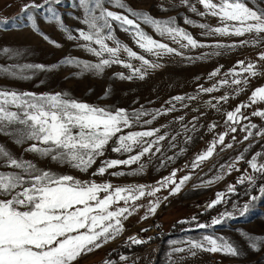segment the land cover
<instances>
[{
	"label": "rangeland",
	"instance_id": "obj_1",
	"mask_svg": "<svg viewBox=\"0 0 264 264\" xmlns=\"http://www.w3.org/2000/svg\"><path fill=\"white\" fill-rule=\"evenodd\" d=\"M122 2L125 8L116 6L115 0H103V7L135 19L147 35L176 51L160 56L146 52L136 43L134 30L124 31L116 21H111L113 39L105 42L109 47H117L119 41L158 67L145 66L139 59L128 57L123 50L119 54L123 63H112L99 72L64 64L62 61L69 57L89 64L110 59L107 53L98 57L86 50L90 42L80 38L79 31H89V28L83 22L86 13L80 0H60L59 3L55 0L49 3L45 0H0V90L37 95L66 93V98L111 112L125 110L130 122V126L122 127V131L108 142L103 155L97 156L86 171L54 160L50 155L29 151L36 141L17 143V130L24 127L18 123L0 131V147L12 158L30 161L41 171L56 176L70 175L82 182L110 183L114 188L144 185L147 193L159 187V182L173 172L177 184L185 176L190 177L175 194H172L175 185L169 184L155 196L146 194L136 201L137 210L122 221L123 231L102 247L82 254L75 264H264V195L260 192L264 188V173L255 172L249 164L255 157L258 165H264V135H261L264 117L253 115L264 111V102L251 103L250 100L254 90L264 86V59H261L264 33L243 36L210 33V29L222 24L218 17L208 14L199 0ZM244 3L254 10H264V0H244ZM30 4L42 7L23 12L24 6ZM193 7L196 11H192ZM49 8L59 15L67 31L55 20L48 19L51 16ZM129 8L147 13L158 21H174L170 27L183 29L203 46L193 47L180 37L160 35L152 25L133 17ZM29 14L33 16L32 21L28 19ZM95 14L99 15V9ZM33 22L38 31L32 27ZM103 34L108 35L109 29H104ZM69 35L75 38L69 39ZM91 46L99 49L94 43ZM241 61L244 66L254 64L259 74L251 76L244 72ZM127 63L133 68L125 67ZM37 65L44 67H35ZM135 68L144 72L143 78L140 73L134 74ZM236 79L241 83L234 84ZM241 105L250 106L241 108V118L236 122L227 121V113ZM9 110L21 111L15 106H9ZM233 128L236 130L232 131ZM145 131L154 134L142 138L131 152L114 151L119 147V136ZM221 135H224L223 143L219 142ZM214 142L216 146L211 157L199 161L198 157ZM146 147H150V151L135 163L108 168L102 175L98 173L105 161L128 160ZM0 173H22V170L10 166L7 157H0ZM24 175L27 178V174ZM246 176L254 177V182L241 183ZM230 186L233 191L229 190ZM218 193L224 194L221 203L216 204L219 206L208 207ZM253 196L257 197L255 201L251 199ZM10 198L0 195V199ZM155 200H159L160 205L151 214L148 209ZM246 204L248 210L241 214ZM119 206H123V202ZM226 213H232L231 217ZM145 216L157 217L164 225L165 236L155 241L147 239L148 244L140 250L125 251L129 246L121 239L132 230L142 232L138 223ZM214 219H222V222L212 224ZM205 236L228 241L239 254L189 250V241H203ZM253 242L256 248L251 246ZM175 248L185 251L174 252ZM213 258L217 261L213 262Z\"/></svg>",
	"mask_w": 264,
	"mask_h": 264
},
{
	"label": "snow or ice",
	"instance_id": "obj_2",
	"mask_svg": "<svg viewBox=\"0 0 264 264\" xmlns=\"http://www.w3.org/2000/svg\"><path fill=\"white\" fill-rule=\"evenodd\" d=\"M49 2L50 0H45V3ZM59 2L60 0H55V3ZM199 2L208 10V14L218 17L221 21L222 26L210 29V33L235 36H243L252 32L257 35L264 33V10H254L248 7L244 0H219L218 3L214 0H199ZM80 4L86 13L83 22L89 28V31H79L80 38L90 42L85 46L86 50L98 57H103L107 53L110 59H102L100 63L89 64L69 57L62 61L64 64H76L84 70L99 72L112 63H123L119 60V54L123 50L128 57L139 59L145 66L158 67L126 45H121L119 41H117V47H109L105 41L113 39L110 34L111 21L118 22L124 31L134 30L136 43L146 52L160 56L176 51L147 35L135 19L104 8L103 0H80ZM115 5L120 8L126 7L122 0H115ZM40 7L42 5H25L22 11L28 12L30 8ZM97 9H99V15L95 14ZM48 11L51 13L48 19L55 20L62 30L67 31L55 10L49 8ZM128 11L133 17L152 25L160 35L168 34L173 39L180 37L193 47L203 46L183 29L170 27L169 25L174 21H158L147 13H137L131 8ZM192 11H196L195 7ZM200 14L204 15V13ZM28 19L32 21L33 16L29 14ZM187 22L192 23V21ZM32 27L38 31L35 22ZM200 27L208 28L209 26L200 25ZM104 29H109L108 35L103 34ZM68 38L74 39L75 37L69 35ZM52 43L55 42L52 41ZM91 43L98 45L99 49L92 47ZM56 46L59 47V45ZM216 47H223V45H216ZM261 59H264V54ZM239 63L243 71L251 76L259 74L254 64L244 66L243 61ZM124 66L133 68L130 63ZM35 67L43 68L44 66ZM135 73H140V78H143L144 72L140 68H135ZM235 74L239 75V73ZM121 78L131 79V77L123 76ZM222 83H227V81ZM233 83L238 85L241 80H233ZM214 90L205 89L208 92ZM66 96V93L37 95L30 92L17 93L0 90V131H5L11 124L23 125V128L17 130L19 137L17 143H22L24 140L36 141L37 143H33L29 151L39 153L41 156L50 155L54 160L69 163L81 171H86L95 162L97 156L103 155L105 146L117 133L122 131V127L130 126L129 116L125 110L111 112L66 98ZM176 99L182 98L177 97ZM250 100L251 103L264 102V86L255 89ZM9 106H15L21 111H10ZM247 106L250 105H241L234 112L227 113V121L236 122L241 118V108ZM135 115L138 117L140 114ZM253 115L264 117V111L254 112ZM235 130V128L232 129V131ZM153 134L151 131H145L121 135L118 138L119 147L114 151L131 152L133 146L138 144L142 138ZM224 135L219 137L220 143H223ZM250 135L251 132H249ZM215 146L214 142L205 153L198 157V160L202 161L211 157ZM149 151L150 147H146L141 153L131 156L128 160L105 161L104 166L98 169V173L102 175L108 168L135 163ZM0 157H7L10 166L21 169L22 173L27 174L26 178L22 173H0V195L11 196L10 199H0V264H75L82 254L91 253L102 247L123 231L122 221L137 210L136 201L146 194L155 196L161 188L169 184L175 185L172 189V194H175L190 179L185 176L177 184L174 179L175 172H173L171 176L159 182V187H153L146 193L144 185L114 188L110 183L82 182L70 175L56 176L51 172L37 169L30 161H18L12 158L3 147H0ZM249 164L255 172L264 173V165H258L255 157L249 161ZM116 174L120 173H114ZM245 180L254 182V177L246 176L240 182L243 183ZM229 190L233 191L234 188L230 186ZM260 192L264 195V188H261ZM101 193L104 195L101 196ZM223 196V193H218L217 199L208 207L221 203ZM251 199L255 201L257 197L253 196ZM120 202H123V206H119ZM130 203L131 206H129ZM159 205V200L153 201L149 206V213L154 214ZM247 210L248 205L246 204L241 214ZM225 215L231 217L232 213ZM221 222L222 219H214L212 224ZM199 226L207 227L208 225ZM130 239L137 244L145 242L135 237ZM249 239L256 238L249 237ZM188 243L189 250L223 252L233 256L239 254L237 248L231 243L213 236H205L203 241H189ZM251 246L256 248V243L253 242ZM173 251L183 252L185 249L175 248ZM192 255H195V251H192Z\"/></svg>",
	"mask_w": 264,
	"mask_h": 264
},
{
	"label": "built area",
	"instance_id": "obj_3",
	"mask_svg": "<svg viewBox=\"0 0 264 264\" xmlns=\"http://www.w3.org/2000/svg\"><path fill=\"white\" fill-rule=\"evenodd\" d=\"M147 218H142V220L138 223V227L143 231L132 230L129 234H126L121 240H125L126 245L129 247H133L137 243L132 242V237H135L138 240L145 241L142 244H148L147 239H151L153 241L157 239H162L165 236L164 225L161 221L154 216H146ZM141 244V243H139ZM213 262H216L217 259L213 258Z\"/></svg>",
	"mask_w": 264,
	"mask_h": 264
},
{
	"label": "trees",
	"instance_id": "obj_4",
	"mask_svg": "<svg viewBox=\"0 0 264 264\" xmlns=\"http://www.w3.org/2000/svg\"><path fill=\"white\" fill-rule=\"evenodd\" d=\"M219 205H216L215 207H218ZM199 214H205V213H199ZM146 244H135L133 247H125V251H129L130 253L131 252H134V251H137V250H140L142 249Z\"/></svg>",
	"mask_w": 264,
	"mask_h": 264
}]
</instances>
